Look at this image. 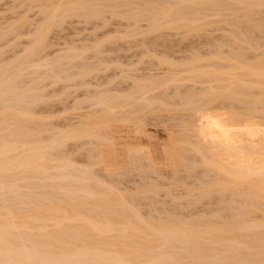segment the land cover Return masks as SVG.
Instances as JSON below:
<instances>
[{
    "label": "bare ground",
    "instance_id": "6f19581e",
    "mask_svg": "<svg viewBox=\"0 0 264 264\" xmlns=\"http://www.w3.org/2000/svg\"><path fill=\"white\" fill-rule=\"evenodd\" d=\"M53 2L52 0V4L54 5ZM133 3L137 6L132 7L133 5L131 6V4ZM95 5L107 7L111 11H115L113 8L117 10L116 6L119 7V5H123V7L128 6L126 8L127 11L123 12L127 13V16L131 20L134 19L133 21H136V25L134 23L135 28L133 30H127V33L124 32L126 35L141 34L145 31H154L160 28H186L187 31H197L202 30L203 25L209 24V20L207 22L205 18L207 20V18L210 19L209 17H214L215 21L212 19L211 23H215L217 22V17L215 18V16L221 17L220 14L223 12L226 15L230 11H234L237 14L240 13L241 15L235 16L236 18L234 17V13L233 17L235 19L233 20L231 15L232 18L229 21L226 20L227 18L225 16H223L225 18L224 21L223 18H219L220 22H227L224 26L227 27L229 25L228 27L231 29L229 31L233 39L229 46L236 44L235 46L238 48L234 49L230 47L231 49L227 54L224 52L225 55H222V52L217 50L215 52L214 49V53L209 51V53L211 52L209 55L217 60H214L215 62H212L211 65L209 64L210 66L207 67L209 69L206 70L202 69L206 65L199 63L201 61L200 57L197 58L196 56L193 59L191 57V62L184 65L183 71L188 73L187 79L202 78L205 82L210 83V85L211 82L217 81V84L214 86L202 88V90H205L200 98L203 102L202 108L208 105L213 98H230L234 101L238 100L240 104L246 105L245 108L250 110L248 114L250 115L256 111L257 107L261 108L262 104H264L263 96H255L254 94L256 93L254 91V93L251 92L253 86V88H262L260 89L261 92L264 91V57L263 60L256 59L257 62L255 63V61L252 62L246 58V52H242V49L246 48V46L255 48V45H250L252 43L250 37L255 34L252 33L254 32L252 30L254 27L261 26L262 23L264 25V20L260 23L261 21L256 19L254 14L258 12V8L263 7L264 0H143L141 2L139 0H67L61 6H53L51 11L48 10V13L46 11L47 14L42 11L46 14L45 19L49 22L38 25L39 27L36 28V31L33 29V31L38 33V36L34 34L35 39H29L35 43H29V46L27 45L28 47L26 46L27 48L25 47V50L23 49V55L21 52L19 53L20 57L19 54L18 57L14 56L17 57L15 61L13 58L11 60L7 59L5 62V58H2L3 50L0 46V264H264V157L258 156L259 158H255L258 161H255L250 156L244 158L247 156L243 155L242 158L240 157L243 161L240 162V158H236V161H234L235 157H233L234 159L231 160V155H229L231 157L227 155L229 157L228 160L226 159L228 157L225 155V157H218L217 155L209 154V144L214 142L212 141V137L207 133H199V130L193 128L194 125H186L184 130H195L197 134L191 137L186 133L185 135L190 137L184 136L185 138L181 139V148H183V151L186 150L190 153L187 152L185 157L181 156L183 159L180 160L183 161L192 158V152L195 156L198 155L200 157L196 161H201L206 165L205 167L208 169L207 173L212 172L214 174V177L209 179V183L203 186V188L201 187L202 189H200L201 192L199 191V193L209 194L212 190L211 187L216 186V189L223 191L237 189L242 192L241 194L246 193L245 196L249 195L247 197L252 199L243 198L245 201L242 200L245 205L235 206L238 204L237 202L233 205L231 204L232 209H235V211L233 209L232 214L229 212L232 218H226L227 215L224 218L217 211L218 213L209 214L210 217L201 215L204 218H192L189 220L181 219L184 218L182 216L178 218L174 217V215L168 216L167 214L168 217L160 218V216L155 220L152 214L153 220L150 219L151 217L149 218L150 215H147L148 218H145V215H142V210L140 211L135 205L133 206L135 204L132 202L134 199L132 198V200L131 197L125 195V192L123 194H121L122 191L121 193L115 192L114 186L116 188V183V185H113L114 183L111 185L109 182L110 185H106L102 180L104 178H100L99 173L91 167L97 164L96 161L92 160L90 167H87V163L86 166L80 165L79 163V165H76L73 163L74 160L68 161L71 158H66L67 154L65 158L61 154L63 152L61 148L67 140L74 141V139L79 137L85 138L84 136H86L91 138V140H105L112 143L114 138L111 134L112 126L110 127L109 122L104 121L102 118L94 117L91 119L90 116L92 113H90L87 119L85 118L84 121L78 123L79 125L74 126L72 123V128H68L67 130H62L63 128H61L60 131L56 129L57 131L53 132V129L47 130L50 123H48L49 125L43 123L47 121V119H43L45 116L43 117L39 114L40 117L38 113H34L31 110V106L33 105H28V99L31 98L30 96H42V92H35V94L30 95L26 87L28 85H25L26 88L20 86L22 89H19L17 87L18 84L15 85L16 83L14 81L16 80L14 78L18 77L21 72L25 74L27 71L26 74H28L30 72L28 71L29 69H33L34 71L35 66H29L31 67L29 69L27 67L26 69L28 70L24 69L25 72L21 71V68L29 62L32 63L33 58L35 59L37 56L43 58L41 55H45L44 50L48 49L46 48V33L55 22L57 23L62 17L70 14L82 13L97 16L101 10ZM232 12L230 13L232 14ZM241 12H244V14ZM211 13H215V15H211ZM127 16L125 14L126 18H128ZM143 18L148 21L146 30L136 27L140 25L137 22L143 21ZM202 19H204L205 23L202 24L201 28V25L197 23ZM253 19L260 22H254ZM244 24L246 27L244 30H241L244 28ZM9 27H7L8 30ZM262 27H257V30L259 31L258 28ZM255 28L254 30H256ZM7 29H3L5 31L2 30L4 34L1 33V37H6V34L15 28H11L6 32ZM16 30L19 29L16 28ZM16 30L13 32H16ZM239 42L243 44H239ZM96 46L99 52L96 51L100 54L102 52V50L100 51L101 48H99L100 45ZM67 53L63 54L62 51L63 56L67 55ZM98 53L96 54L98 55ZM78 55L76 56V53L74 55L73 52L71 54L70 51V55L68 54V57H64L69 60L68 58L73 59L74 56L76 58ZM58 56H55L56 61L57 59L61 60L60 58L62 56ZM50 59L46 57L45 62H43L45 64L43 65L48 66L50 63H56L55 60L51 61ZM222 59L228 61H224V64L225 62L227 63L226 65H219L217 62ZM8 60H13L14 63ZM41 60H44V58ZM2 61L5 63L1 64ZM63 63L65 62L61 64ZM172 63L170 62V64ZM65 64L67 65V63ZM85 68L86 70L88 69L87 66ZM51 69H54L55 72L56 68ZM61 70H64V68H61ZM61 70V73H66ZM38 71L40 72V69ZM38 71V75H42ZM34 73L32 74L34 75ZM43 74L45 75V73ZM57 74L59 73L57 72ZM81 74L86 73L83 72ZM45 77L50 76L45 75ZM18 80L22 81L19 77ZM163 82L153 78L151 79V84L147 83L150 85H141L137 82L136 93L131 92V95L127 94L129 96L125 95L126 97L113 94L115 96L111 98L106 92V94H103L104 91L101 90L102 92H99L103 95L99 93L101 96L96 98V104L104 107L109 113L113 112V109L115 111V108L119 106L118 103H121V105L125 103L131 104L132 99L139 100L138 103L140 105L143 104L141 106L144 107L145 104L150 103L149 100L151 98H149L150 95L148 92L154 88L153 86L166 83ZM30 83L28 82L26 84ZM37 87L34 88L36 90L40 89ZM187 96L183 99H187ZM260 97L261 99H259ZM116 99H120V101L117 103ZM147 99H149V103H147ZM249 99L254 100L253 102L251 101L253 104H251ZM30 101H33V98ZM259 103L261 106H257ZM185 104L188 106V104H192V101H188ZM189 108H191V105H189ZM202 108L200 107V109ZM197 110L192 108L194 116L201 114H198ZM132 111L130 110V112ZM193 113L191 114L193 115ZM202 114H204L203 111ZM41 118L43 122L38 123ZM254 119L255 116L247 117L242 125L248 124L249 122L251 124ZM249 130L251 131V129ZM252 130L255 131V129ZM49 131L52 133L50 134ZM254 131H251L249 134L248 132L245 133V137L249 136L246 141L248 140L247 142L249 143L251 141L249 139L254 138L251 145L253 144L252 146L255 149L256 155L264 154V138L261 133L264 130H259L260 133L257 132L258 130L256 133ZM42 133H48L50 135L45 138L47 134L43 137ZM260 134L262 135L261 137ZM112 139L113 141L111 142ZM246 141L244 143L247 144ZM138 149L139 147L132 149L133 151L130 150L133 153V155H130L135 159H133L134 161L140 160L142 157H138L137 155L139 153L134 151ZM138 151L142 152L141 150ZM194 155L193 157H195ZM95 158H98L100 162L104 161L102 150L99 149V151H96L95 149ZM248 159H251L252 162ZM254 161L255 163H253ZM147 168H143L144 171L142 172L146 173L145 170L149 169H152L151 171L153 173L157 172L155 165L152 168ZM103 169L104 171L106 170L105 173L107 175H111L113 172L107 171L108 167L106 165ZM29 178H34L33 180L37 178L39 181H30ZM220 178L223 180V183L218 182ZM252 179L255 183L252 182ZM256 180L259 181L257 182ZM148 182L146 184L148 185L150 183V190L147 191H152V194L156 196L157 191H161L159 189L160 185L155 182ZM141 190L140 188L139 193ZM143 192L145 193V191ZM148 193L146 192V194ZM134 196H137V193ZM200 196H203V194ZM137 201L135 202L137 203ZM233 202H235L234 199ZM247 205L250 206L248 207ZM231 206H228V209ZM257 211L258 213L260 212L257 219L254 217L256 215L250 217V215ZM157 212L155 211V213ZM158 214L160 213L158 212Z\"/></svg>",
    "mask_w": 264,
    "mask_h": 264
},
{
    "label": "rangeland",
    "instance_id": "374dc122",
    "mask_svg": "<svg viewBox=\"0 0 264 264\" xmlns=\"http://www.w3.org/2000/svg\"><path fill=\"white\" fill-rule=\"evenodd\" d=\"M53 1L54 5L52 4V0H0V26L3 29H7V27L11 25V27H9V30L11 28H15L13 31H15L16 28L19 29L16 30V32H13L11 30L10 33L7 29L6 32L8 33L6 34V37H1L4 32H2L3 29L0 27V34L2 33L0 35V46L3 50L2 58H5V62L7 61V59L11 60L13 58L15 61V59L18 57V54L21 52V54L23 55V49L27 45L29 46V43L31 44L32 42H34V34L38 36V33L35 32L36 28L39 27L38 25L49 22L45 19L46 14L51 11L53 6H61L62 3L67 0ZM141 1L143 0H139V2ZM95 6L101 10L99 12V15L97 16L91 14L85 15L82 13L70 14L62 17L59 21H57V23L55 22V24L52 25L50 30L46 33V48L48 49L44 50L45 55H41L43 56L44 60H41L43 59L42 57L37 56L38 59L33 58L32 60V63L34 64L29 62V65L26 64L23 66L24 68H21V71L25 72L24 69H26L27 67L29 69L32 66H35V73L33 69H26L30 71L28 72V74H26V71L25 74L21 72V74L18 75V77L21 78L22 81H19L20 79L18 80V77L14 78L18 82L13 80L16 83H14L15 85L18 84L17 87H19V89L21 87H27L30 95L35 94V92H42V96H30L31 98H33V101H30L31 98L28 99V105H33L31 106V110L34 113H38V116H45L43 119H47V121L50 120L49 122H43L41 121L43 120L41 118L38 123H50V126L49 128L47 127V130L53 129V132L57 130L60 131L61 128H63L62 130H67L68 128L73 127L72 123L74 124V126L79 125L78 123L84 121L85 118L87 119L90 113H92L90 116L91 119L94 117L99 119L102 118L104 121L109 122L110 127L112 126L111 134L114 138V141L113 139L111 140V142L113 141L112 143L105 140H91V138L86 136H84L85 138L79 137L81 139L76 138L78 141L76 139H74V141L67 140L62 147L63 149L61 148V150H63L61 154H63L62 156L64 158L67 154L66 158H71L68 161L74 160V162H72L76 165L78 163L85 166L88 164L87 167H90L91 161H96L97 164H94V166L92 165L91 167L94 168L97 173H99V177L104 178L102 180L106 183V185H110V183L111 185L113 183V185L117 184V189L114 186V189L116 190L115 192L121 193L122 191L121 194L125 192V195L131 197V199L133 198L134 200L132 199V202L135 203L133 204V206L135 205L136 208L140 209V211L142 210V215H145V218H148L147 215H150L149 218L151 217L150 219H153V214L155 220L160 216V218H163L172 215L178 218H181L182 216L184 218L181 219L189 220L192 218H204L206 216L210 217L211 213H218L217 211H219V214L224 218L226 217V215V218H232L231 214L233 213L234 208L232 209L231 204L233 205L237 202L238 204H236L235 206L245 205L244 199L249 198L247 197L249 195L245 196L246 193L241 194L242 192L238 191L237 189H227L223 191L216 189L217 187L213 186L211 187L212 190L209 193L210 195L202 193L203 196H200L202 195L199 193L200 189H202L203 186L209 183V179H212L211 177H214V174L212 172H208V174V169L205 167L206 165H204L201 161H196L200 157L198 155L195 156L192 152L191 157L193 159L189 158L190 160H180L183 159V157L181 156L185 157L187 152L190 153L186 150L183 151V148H181V139L185 138L188 135L193 137V135L195 136L197 134L195 130H184V128L186 127V125H194L193 128L199 130V133H207L212 137V141L214 142L209 144V154L217 155L218 157L231 155V160H233V157H235L234 161H236V158H242L243 155H246L247 157L244 158H248L250 156V158H253L252 160H255L256 157H264V154L256 155L255 149H253L252 146L253 144L251 145V142L254 138L249 139V141H251L248 143V140L246 141V139L249 136L245 137V133L250 131L249 129H251V131H254L252 129H255V133L257 130L258 133H260L259 130H264V104H262L261 108L257 107L256 111L250 114L251 116L248 115L250 110L245 108L246 105L242 103L240 104L238 100L234 101L230 98H213L208 105H206L205 107L203 106L204 108H202L203 102L200 100V98L203 92H205V90H202V88H208L212 85L214 86L217 84V81L211 82L210 85V83L205 82L202 78L187 79L188 73L186 71H183V68L184 65H187L189 62H191V57L193 59L197 56V58H201V61L199 63L202 65H206L202 69H209L207 67H209L212 62H215L214 60H217L216 58L209 55L211 52H213V49L215 50V52L216 50L222 52V55H225V53L227 54V52L231 49L230 47L237 49L238 47L235 46L236 44H232V46H229L231 45V40L233 39L229 31L231 29L230 27H228L229 25L227 27L224 26L227 24V22H220L219 18H223V21L225 20V18H227L226 20L229 21V19L233 17L234 13V17L241 14L230 11L232 12L231 14L228 11L229 13L226 15L223 12L224 14H220L221 17L215 16V18L217 17L216 21H219L218 23H211V20L214 19V17H209L210 19L207 18V20L205 18V21L208 22L209 20V24L203 25V29L197 31L188 30V32L186 28H160L154 31H145L141 34L135 33L136 35H132L131 32V35H126L124 32L127 33V30H133L135 28L134 23L136 22L133 21L134 19L131 20V18L127 16V13L123 12L127 11L126 8L128 6H116L117 10L116 8L112 7L115 11H111L110 9L108 10L107 7L105 8L101 5ZM131 6L135 7L137 5L133 3L131 4ZM118 10L119 12H117ZM42 11L44 13H46L47 11V13L44 14ZM257 11L254 16H256V19L260 20L261 22L254 19L253 21L262 23L264 20V5L262 8H258ZM241 13L244 14V12ZM125 14L129 19L125 17ZM211 15H215V13H211ZM223 16H225V18ZM234 17L232 18V20L236 18ZM139 22H137V24L140 25L136 27H140L141 29L146 30L148 21L143 18V21ZM204 23V19H202L197 24H200L202 28V24ZM217 24H221V26ZM261 26L263 27L258 28V31L257 27ZM261 26H257L256 28L254 27L256 30H254L253 28L252 31L254 32L252 33L255 34L252 35L251 33L252 36L250 37V39H252V43H250V45H255V48L246 46V48L242 49V52L244 51V53L246 52L247 54L246 58L248 60H251L252 62L255 61V63L258 59L263 60L264 57L263 23ZM243 27L244 28L241 30H244L246 25L244 24ZM33 29H35V31H33ZM30 38L34 39L30 41ZM239 44L243 43L239 42ZM95 45H100V51L102 50L100 54L98 53L99 50H97V46L95 47ZM62 51L63 54H66L68 51L67 55H70V51L71 54L73 52L74 55L75 53L76 56L78 54L79 55L76 58L75 56L73 57V59L75 58V60L71 58L73 62L71 61L70 63L71 59L68 58L69 60H67V58L64 57L67 55L63 56ZM209 51L211 52L209 53ZM96 53H98V55ZM260 55H263L261 56L262 58L260 57ZM55 56H62L64 58L62 59L61 57V60L57 59V61H59L57 62ZM46 57L49 59L51 58V61L55 60L56 63H50L48 64V66L43 65L45 64L43 62H45ZM99 57L102 59L100 60ZM210 57L213 59H211ZM10 60L8 61L14 63L13 60ZM222 60L217 61L219 65H226V62L228 61L225 59L223 61ZM3 61L1 62V64L5 63ZM224 61H226L225 64ZM62 62L67 63V65L65 63L63 64H65L66 66L61 64ZM170 62L173 63L170 64ZM59 64L61 65L59 66ZM44 66L49 70H46ZM57 66H62L61 68H64V70H61V68L59 67L57 68ZM64 66L66 67V69ZM86 66L88 68L87 70L85 68ZM49 67L56 68L55 72L54 69H51ZM38 69H40L41 73L38 71ZM60 70L62 72L65 71L66 73H61ZM37 71L42 75H38ZM56 71L59 74H57ZM47 72L49 73V75H47ZM83 72L86 74L82 75L81 73ZM32 73H34V75ZM43 73H45L46 76L50 77H45ZM152 78L161 80L162 82L165 78H167L168 80H164L163 83H165L167 80L165 84L153 86L154 88L148 92V94L150 95L149 98H151L152 100L147 99V103H149V101L150 103L145 104L144 107L141 106L143 104L140 105V103H138L139 100L136 99H132V102L130 101L131 104L122 103L123 105H121V103H118L120 99H116V102L119 104V106L115 108V111L113 109V112L109 113L107 112V110H105L104 107L96 104V98H98L99 96H101L100 94H102L99 92L101 90L104 91L103 94L107 93L111 98L116 94L118 96L121 95V97H124L127 94L131 95V92L136 93L137 82L141 85H150ZM28 82H31L32 84L34 83L33 86H31V83V85L26 84ZM25 85L28 86L25 87ZM29 85L31 86V88L38 86L37 88L40 89H31ZM42 87L44 88V90ZM253 87L251 88V92L254 91L256 93L254 94L255 96L260 95L263 96L262 98L264 99V91L261 92L260 90L262 88L258 89L256 86V88ZM216 90L218 91V89ZM176 91L177 93L175 94ZM113 94L115 95L113 96ZM252 94L251 96H253ZM186 95L191 98L187 96V99H183ZM153 96H155L156 99L155 97L153 99ZM259 99H261V97ZM188 101H192V104H188V106H186L185 103ZM249 101L251 102L252 99H249ZM252 102L251 104H253ZM189 105H191V108H189ZM259 105L260 103L257 106ZM200 107L202 109H200ZM192 108L198 109V114H201L194 116ZM130 110H133L134 112H130ZM202 111L204 112V114H202ZM191 113H193V115ZM252 116H255V119L252 120L251 124H249V122L248 124L246 123L247 125L244 124L245 126L242 125L247 117ZM244 129L245 131H243ZM250 132H248V134ZM186 133L188 135H185ZM261 133L263 134V136L260 134V137L262 136L264 138V131H261ZM42 134L43 137L45 136V134H47L45 138L49 137L50 135L48 133ZM244 140L247 142V144L244 143ZM138 147V150H141L142 152L138 150L134 151H137L139 154L141 153V155H136L138 157L142 156V159L140 158L141 161H134L135 159L131 157L133 155L132 149H137ZM94 148L96 149V151H99V149L102 150L104 163L100 162L98 158H95ZM241 149L244 150L242 151ZM193 155L195 157H193ZM229 157L226 159L229 160ZM241 158V161L239 160L240 162L243 161ZM248 160L252 162L251 159ZM148 161L151 168L155 165V168H157V172L153 173V171H151L152 169H149L150 167L148 166ZM255 161L253 163H255ZM104 164L106 165V167H108L107 171H113L111 175H107L105 173L106 170L104 171L103 169L105 167ZM143 168H147L149 170H145L146 173H144L142 172L144 171ZM252 178L254 179L255 177ZM33 179L34 178H29L30 181H39L37 178L35 180ZM253 179L252 182H254ZM145 181L155 182L160 185L159 189L161 191H157L158 195L156 193L155 196L152 194V191H147L150 190V183L148 182L149 184L147 185ZM218 182L223 183V180L220 178ZM143 186L145 187V189ZM140 188L142 190L139 193ZM143 191H145V193ZM146 192L150 193L146 194ZM136 193L137 196H134L136 195ZM233 199L235 202H233ZM135 201H137V203ZM228 206H231V208L228 209ZM247 206L249 207L250 205ZM155 211H158L161 215L158 214V212L155 213ZM229 212L231 214H229ZM259 213L257 211L250 215V217L256 215L254 217H256L255 219H257V216L260 215ZM179 214L180 216H178ZM201 215H203L204 217Z\"/></svg>",
    "mask_w": 264,
    "mask_h": 264
}]
</instances>
